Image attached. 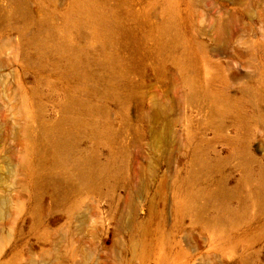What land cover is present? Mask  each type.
I'll return each mask as SVG.
<instances>
[{
    "label": "rangeland",
    "instance_id": "1",
    "mask_svg": "<svg viewBox=\"0 0 264 264\" xmlns=\"http://www.w3.org/2000/svg\"><path fill=\"white\" fill-rule=\"evenodd\" d=\"M0 264H264V0H0Z\"/></svg>",
    "mask_w": 264,
    "mask_h": 264
},
{
    "label": "bare ground",
    "instance_id": "2",
    "mask_svg": "<svg viewBox=\"0 0 264 264\" xmlns=\"http://www.w3.org/2000/svg\"><path fill=\"white\" fill-rule=\"evenodd\" d=\"M85 172H86V179H87L86 181H90L91 173L93 174L94 172L89 170L88 166L85 169Z\"/></svg>",
    "mask_w": 264,
    "mask_h": 264
}]
</instances>
